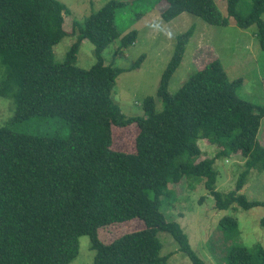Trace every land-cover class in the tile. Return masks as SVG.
<instances>
[{"label":"trees","instance_id":"1","mask_svg":"<svg viewBox=\"0 0 264 264\" xmlns=\"http://www.w3.org/2000/svg\"><path fill=\"white\" fill-rule=\"evenodd\" d=\"M134 1L144 5L139 18L165 3L161 16L167 22L188 12L212 25L228 26L232 20L243 29L257 25L264 52V0H226L227 15L214 0ZM124 6L112 0L83 22L75 20L77 39L58 62L54 47L68 34L67 6L60 0H0V96L15 105L14 116L0 126V264H70L85 235L94 264H167L171 255H161L159 232L170 233L192 264H206L182 226L167 219L175 186L197 177L218 210L264 206L241 193L253 171H264L258 138L264 105L240 96L243 79H230L215 58L175 93L169 91L193 27L177 37L156 96L142 103L143 115L122 112L113 94L126 69L107 64L104 51L116 40L122 51L136 42L137 31L122 36L117 25V10ZM85 40L95 47L96 60L88 69L76 64ZM45 123L49 131L43 133L17 129ZM129 126L138 130L135 150L116 149L114 128ZM201 140L216 147L214 157L201 158ZM234 154L245 159L246 168L235 189L222 193L216 190L215 164ZM133 219L145 227L110 242L100 237L105 227ZM260 223L264 228V216ZM219 226L226 240L240 233L233 215L223 216ZM224 264H264V246L233 243Z\"/></svg>","mask_w":264,"mask_h":264},{"label":"rangeland","instance_id":"2","mask_svg":"<svg viewBox=\"0 0 264 264\" xmlns=\"http://www.w3.org/2000/svg\"><path fill=\"white\" fill-rule=\"evenodd\" d=\"M69 13L64 27L67 36L54 47L55 59L60 62L75 43L77 35L73 32L75 20L83 22L91 13L99 10L112 0H60ZM126 6L118 8L116 22L123 35L137 31L136 42L126 50H118L120 40H116L104 51L107 64L114 63L126 70L119 75L114 89V99L126 116L143 115L142 103L148 96H156L162 73L169 63L177 43V37L193 27L194 34L187 45L181 65L174 73L169 91L175 93L182 84L197 70L212 59L218 58L230 79L242 78L239 90L244 99L264 105V52L256 37L257 25L243 29L232 20L228 26L212 25L188 12L182 13L171 22L163 20L161 14L166 4H157L145 15L138 17L144 5L134 0H115ZM223 15H227L226 0H214ZM264 20V14L262 15ZM121 39V38H120ZM95 47L88 40L82 42L76 64L88 69L95 63ZM145 55L139 68L129 70L138 59ZM3 68L0 65V76ZM1 79V78H0ZM158 107L161 103L158 102ZM15 113V105L10 97L0 96V126L5 125ZM17 129L29 133L49 131L48 123L40 127L35 125H17ZM137 128L129 126L114 128V147L125 151H134ZM259 141L264 145V119L258 133ZM203 150L202 159L214 157L217 150L206 140L199 142ZM218 171L216 190L228 193L235 189L239 175L245 170V159L240 154L223 157L216 161ZM197 177L182 180L175 186L176 201L168 204L165 213L168 220L178 222L187 233L195 252L206 264H224V256L231 244L253 247L260 243L264 246V228L260 220L264 216V206L249 210H218L212 195L198 182ZM241 193L251 201L264 202V171H253ZM237 206V205H236ZM225 215L238 218L240 233L233 240H226L220 229L219 221ZM144 222L133 219L112 224L100 231V237L110 242L117 237L144 228ZM163 247L161 255H171L167 264H192L188 256L179 250V245L168 232H159ZM78 256L70 264H94L95 251L91 249L89 236H81Z\"/></svg>","mask_w":264,"mask_h":264}]
</instances>
